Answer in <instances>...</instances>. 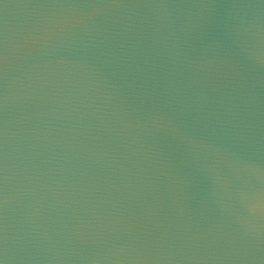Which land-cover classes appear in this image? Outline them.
<instances>
[{"label":"water","instance_id":"95a60500","mask_svg":"<svg viewBox=\"0 0 264 264\" xmlns=\"http://www.w3.org/2000/svg\"><path fill=\"white\" fill-rule=\"evenodd\" d=\"M264 0H0L4 264H264Z\"/></svg>","mask_w":264,"mask_h":264},{"label":"clouds","instance_id":"9594fccd","mask_svg":"<svg viewBox=\"0 0 264 264\" xmlns=\"http://www.w3.org/2000/svg\"><path fill=\"white\" fill-rule=\"evenodd\" d=\"M246 206L249 213L264 214V201L260 199L253 198L250 202H247Z\"/></svg>","mask_w":264,"mask_h":264},{"label":"snow or ice","instance_id":"6c2138e0","mask_svg":"<svg viewBox=\"0 0 264 264\" xmlns=\"http://www.w3.org/2000/svg\"><path fill=\"white\" fill-rule=\"evenodd\" d=\"M0 264H4V260L0 258Z\"/></svg>","mask_w":264,"mask_h":264}]
</instances>
